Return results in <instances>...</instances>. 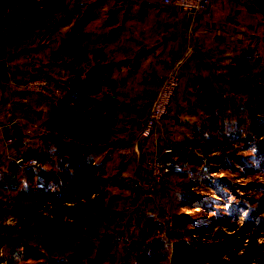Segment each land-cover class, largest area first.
<instances>
[{
    "label": "rangeland",
    "instance_id": "374dc122",
    "mask_svg": "<svg viewBox=\"0 0 264 264\" xmlns=\"http://www.w3.org/2000/svg\"><path fill=\"white\" fill-rule=\"evenodd\" d=\"M28 15L19 25L0 31V60L6 59V77L0 80V89L6 93L7 129L13 134L12 122H23L17 118L36 123L22 124L26 134L14 155L1 166L6 178L0 184V232L6 237L0 243V264H154L147 258L150 245L160 264H170L176 241L216 246L229 240L226 234H234L239 241L227 244L230 251H221L219 262L247 254L250 261L246 264H264V133H259L264 130V83L258 77L264 71V25L257 44L247 46L252 58L236 63L234 58L213 60L211 65L203 62L208 69L206 76L198 73L186 81L185 95L195 102L191 107L194 119L182 122L181 134L168 143L172 149L178 148L173 158L185 154L183 163L173 164L167 175L172 180L170 195L160 200L145 189L148 197L141 202L135 200L136 172L119 176L112 168L115 155L105 148L120 140L113 129L111 142L101 145L95 156L104 189L102 206L86 208L87 213L76 211L73 216L56 214L52 206L27 196L37 187L40 169L59 166L55 146L46 139L53 133L49 111L61 96L58 89L63 91V80H58L57 72L51 73L47 66L64 63L55 62L46 48L47 27L43 22L36 26L39 22H32ZM40 77L53 79L54 89L33 91L23 87L29 78ZM208 83L226 102L227 119L232 122L212 141H208L207 101L201 98V88ZM103 92L98 95L115 91L107 88ZM40 97L47 104L36 107ZM38 114L39 119L35 117ZM29 148L40 149L43 157L27 159L24 152ZM193 155L202 160L195 170L188 163ZM9 162H15L17 170L7 169ZM29 167L34 176L27 173ZM147 200H152L151 205H146ZM231 222L234 228L229 226ZM137 242L141 244L138 249L134 246ZM2 257L7 261L2 262Z\"/></svg>",
    "mask_w": 264,
    "mask_h": 264
},
{
    "label": "crops",
    "instance_id": "0c3cea01",
    "mask_svg": "<svg viewBox=\"0 0 264 264\" xmlns=\"http://www.w3.org/2000/svg\"><path fill=\"white\" fill-rule=\"evenodd\" d=\"M250 4L255 7L248 8ZM86 10L93 13L84 27L87 54L78 61L69 58L47 68L51 73L57 72L58 80H64L89 63L110 64L109 74L114 85L104 89H113L115 94L112 96L118 99L113 129L120 140L105 148L114 153L112 168L119 176L128 177L130 171L136 172L138 197L134 198L141 202L148 197L144 190L150 178L149 159L162 156L171 145L168 143L177 140L181 134L182 122L194 119L191 107L195 102H190L185 95L186 81L198 73L206 76L208 69L202 66L203 62L211 65L213 60L232 59L239 53V48L257 44L264 25V0H211L209 8L196 16H185L163 0H65L61 14L70 12L75 18ZM73 21L62 25L56 22L54 30L47 34L46 48L52 59V51L59 48ZM185 28H189L188 34L182 32ZM179 59L182 60L181 81L169 115L154 133L146 136L143 120L151 97L161 78ZM52 87L53 82L50 91ZM4 93L0 89V158L3 160L16 152L14 145L4 141L10 133L4 119L7 107ZM46 104L40 97L35 106ZM35 117L39 119L41 115ZM18 119L23 121L22 124L26 121L36 124L26 118ZM118 154L122 156L117 157ZM171 187V182L167 186L159 185L155 197L166 198ZM151 201L147 200L146 205H151Z\"/></svg>",
    "mask_w": 264,
    "mask_h": 264
},
{
    "label": "trees",
    "instance_id": "16d2710c",
    "mask_svg": "<svg viewBox=\"0 0 264 264\" xmlns=\"http://www.w3.org/2000/svg\"><path fill=\"white\" fill-rule=\"evenodd\" d=\"M64 3L65 0H0V31L19 25L27 14L31 16L32 22H39L36 26H40L39 24L43 22L48 29V34L54 30L56 22L62 25L74 20L59 48L52 51V56L55 62L67 61L69 58L72 61H78L88 52L84 46L86 37L84 27L93 13L86 10L75 18L70 12L61 14ZM238 55L234 57L235 63L253 57L251 49L247 46H244ZM109 72L110 64L95 63L69 76L61 82L62 94L50 107L49 128L53 133L45 138L47 143L49 140L53 142L55 154L60 157L59 166L57 169H40L38 174L41 178L37 187L33 192L28 191L27 196L29 200H38L42 204L52 206L51 209L56 214L75 216L76 211L102 206L104 189L99 171L100 164L96 163L95 156L101 145L111 142L109 138L116 122L118 109V99L112 96L115 93L98 95L101 92L104 93L105 86L114 85ZM259 73V81L264 83V71ZM212 86L208 83L201 88V98L207 101L205 107H207L209 120L206 125L210 131L208 141L216 139L215 134L221 132L227 123H232L227 119L226 102ZM85 103H88L90 108L85 107ZM212 132H215L214 135ZM259 133L263 134L264 130ZM21 139V137H15V148ZM262 139L264 142V137ZM176 150L178 148H173L172 152ZM39 151L40 149L37 148H29L25 150L24 155L27 159H39L43 157ZM184 157L183 152L179 153L177 157H174L172 165L183 163ZM188 160V163L192 165L190 169L193 170L202 164L201 158L197 155H193ZM3 161L5 160L0 158V184L6 178L3 174L5 168L1 170V166H4ZM15 164V162H9L7 169L17 170ZM27 173L34 176V170L31 167ZM192 173L190 171L188 174L192 175ZM229 226L234 228L235 223L231 222ZM226 236L229 240L216 246H199L180 239L175 242L170 264H246L250 261L249 256L243 254L233 256L232 260L219 262L221 251H230L226 248L227 244H235L239 241L234 234H226ZM1 241L4 239L1 238L0 243ZM134 246L138 249L141 244L137 242ZM152 249L150 245L147 258L154 264H160L157 254H152ZM162 264L168 263L162 262Z\"/></svg>",
    "mask_w": 264,
    "mask_h": 264
},
{
    "label": "built area",
    "instance_id": "2783aa9c",
    "mask_svg": "<svg viewBox=\"0 0 264 264\" xmlns=\"http://www.w3.org/2000/svg\"><path fill=\"white\" fill-rule=\"evenodd\" d=\"M163 2L172 7L178 8L185 16H196L199 13L206 11L211 4V0H163ZM182 32L184 34H188L189 28L183 29ZM181 63L182 60L179 59L167 71V73L159 81V85L151 97L148 110L146 111L145 118L143 120V133H145L146 136L154 133L157 128L161 126L167 115H169L172 103L176 98L177 89L181 81ZM4 77H6V72H3V76L0 80L4 79ZM12 81L13 80H10L8 82V85H10ZM53 81L54 80L49 79V77H40L33 79L29 78L27 82L22 85L27 90L45 91L46 89H48L50 91L49 88ZM52 88L54 89V87ZM58 94H62V88L58 89ZM84 106L90 108V105L88 103H85ZM4 141L9 145H13V134L10 133L8 136H6ZM166 150L172 151V148L168 146ZM172 163L173 161L166 160L160 155L153 156L149 159L150 178L146 183V189L148 190L147 193L149 196L155 195L154 193L156 192L159 185L169 184V178L167 177V175L171 171ZM170 223H173V220H170ZM5 260L6 258L2 257L1 261L4 262Z\"/></svg>",
    "mask_w": 264,
    "mask_h": 264
},
{
    "label": "water",
    "instance_id": "95a60500",
    "mask_svg": "<svg viewBox=\"0 0 264 264\" xmlns=\"http://www.w3.org/2000/svg\"><path fill=\"white\" fill-rule=\"evenodd\" d=\"M255 6L253 4H250L248 6V8H251L253 9ZM6 65V59L3 58L0 60V79L2 78L3 76V67ZM12 126H13V134L16 135L17 138H20L22 136H24L26 133L24 132V130L22 129L20 123L18 121H13L12 122ZM163 158L166 159V160H170V161H173L174 158L172 157V151L171 150H165L162 154ZM6 237V234L4 233H1L0 232V239L1 238H5Z\"/></svg>",
    "mask_w": 264,
    "mask_h": 264
}]
</instances>
